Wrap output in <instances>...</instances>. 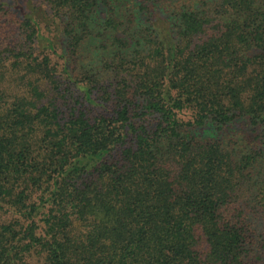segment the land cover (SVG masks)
Segmentation results:
<instances>
[{
    "label": "trees",
    "instance_id": "16d2710c",
    "mask_svg": "<svg viewBox=\"0 0 264 264\" xmlns=\"http://www.w3.org/2000/svg\"><path fill=\"white\" fill-rule=\"evenodd\" d=\"M0 264H264V0H0Z\"/></svg>",
    "mask_w": 264,
    "mask_h": 264
}]
</instances>
